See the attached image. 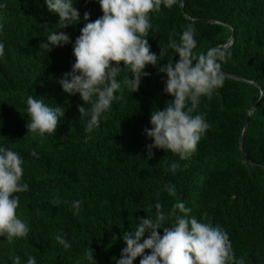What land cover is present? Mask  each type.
Here are the masks:
<instances>
[{"label": "trees", "instance_id": "trees-1", "mask_svg": "<svg viewBox=\"0 0 264 264\" xmlns=\"http://www.w3.org/2000/svg\"><path fill=\"white\" fill-rule=\"evenodd\" d=\"M4 2L0 143L24 160L29 190L18 194L17 214L30 232L12 242L0 237V264H12L17 255L21 264L28 255L35 256L37 264H87L84 256L90 250L97 264H114L126 246L121 233L138 218L152 215L157 201L167 216L177 199L197 219L207 213L220 224L235 256L243 257L245 264H264V0H176L151 14L150 51L159 56L160 48L167 50L159 63L179 59L168 41L178 39L190 23L196 30L194 52L208 47L229 50L222 71L240 79L224 76L223 86L210 98L201 97L195 112L203 114L210 127L174 174L166 169L178 156L153 149V157L146 159L145 146L152 141L143 132L151 127L153 108L162 110L172 100L163 92L166 75L146 66L148 75L138 90L131 93L125 87L117 93L121 99L113 102L99 127L85 133L87 117H80L79 94L68 96L57 83L75 61L72 43L49 52L39 49L50 31L59 30L58 14L49 12L44 0ZM74 6L80 22L62 29L72 42L85 24V12L89 20L102 15L96 0H74ZM28 95L65 108L54 134L38 137L28 132ZM259 101L244 138V155L240 140L247 114ZM33 149L38 158L31 155ZM165 184L174 187L175 195ZM54 198L61 203L53 206ZM75 200L81 201L79 215L71 209ZM172 220L174 216L168 218ZM57 234L70 242L69 249L56 241Z\"/></svg>", "mask_w": 264, "mask_h": 264}, {"label": "clouds", "instance_id": "clouds-1", "mask_svg": "<svg viewBox=\"0 0 264 264\" xmlns=\"http://www.w3.org/2000/svg\"><path fill=\"white\" fill-rule=\"evenodd\" d=\"M102 15L89 20L85 12L84 26L80 35L72 42L62 31L69 25L80 22V13L74 0H44L49 12L58 14V31H50L39 44V49L51 51L52 47H63L72 43L74 63L71 70L58 78L57 83L68 96L79 94L82 104L78 105L80 117H87L84 131L91 133L99 127L103 115L119 101L124 88L136 92L142 77L148 75L146 66L157 67L166 75L163 92L172 97L163 109L154 107L150 113V128L143 132L152 142L147 144L146 159L154 155L153 149H162L178 156L167 171L173 174L181 168L179 161L187 160L210 124L203 114L195 112L201 97L210 98L216 89L224 84L222 62L226 63L231 52L219 47H208L194 52L197 47L195 27L188 24L178 39H169L168 48L175 51L179 59L173 63H159L166 49L160 48V55L150 51L148 43L151 29L150 16L161 6L172 7L176 0H96ZM6 7L0 0V9ZM4 25L0 23V34ZM5 46L0 41V57ZM122 64V66H121ZM27 129L33 136L44 137L54 134L65 108L50 105L42 98L28 95L25 109ZM88 138L87 136L85 137ZM38 158L35 149L31 151ZM146 161V160H145ZM24 160L10 147L0 143V237L12 242L30 232V226L18 214L19 193L27 192L29 184L24 180ZM164 189L175 195L173 186ZM53 206L61 203L59 198L51 201ZM155 212L145 218H138L129 230L119 237L125 243L114 264H133L141 257L139 264H245L243 257H236L228 233L220 224H214L207 213L200 219L191 215L192 209L177 199L173 211L166 216L157 201ZM73 215H79L81 201L71 203ZM174 220L168 222V218ZM169 225V226H166ZM158 230H162V235ZM147 233V235H146ZM118 237L113 234L112 239ZM56 241L65 250L70 242L61 234ZM146 250H148L146 252ZM12 264H21L20 256H13ZM87 264H97L92 250L85 253ZM24 264H37L35 256L28 255Z\"/></svg>", "mask_w": 264, "mask_h": 264}, {"label": "water", "instance_id": "water-1", "mask_svg": "<svg viewBox=\"0 0 264 264\" xmlns=\"http://www.w3.org/2000/svg\"><path fill=\"white\" fill-rule=\"evenodd\" d=\"M234 39V30H233V35H232V38L230 40V42H232ZM224 73V76L225 77H229V78H233V79H237V80H240L239 78H236L228 73ZM259 102H257L249 111H248V114H247V119H246V123H245V126H244V130H243V134L241 136V140H240V147H241V150L243 152V154L245 155V152H244V138H245V135L248 131V127H249V124H250V120H251V114L254 113V111L258 108L259 106Z\"/></svg>", "mask_w": 264, "mask_h": 264}]
</instances>
